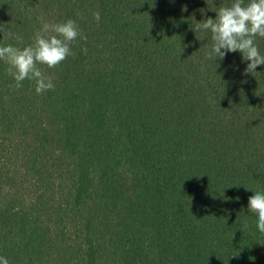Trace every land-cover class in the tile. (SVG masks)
<instances>
[{
    "label": "trees",
    "instance_id": "obj_1",
    "mask_svg": "<svg viewBox=\"0 0 264 264\" xmlns=\"http://www.w3.org/2000/svg\"><path fill=\"white\" fill-rule=\"evenodd\" d=\"M233 2L0 0V47L23 49L45 23L80 32L74 55L40 66L55 85L43 94L33 80L12 87L0 60V129L17 132L25 163L0 186V257L264 264L248 212L264 193V65L208 58L211 33L195 30ZM18 175L33 195L21 209L5 200Z\"/></svg>",
    "mask_w": 264,
    "mask_h": 264
},
{
    "label": "clouds",
    "instance_id": "obj_2",
    "mask_svg": "<svg viewBox=\"0 0 264 264\" xmlns=\"http://www.w3.org/2000/svg\"><path fill=\"white\" fill-rule=\"evenodd\" d=\"M215 13V19L207 18L196 23L195 27L196 31L211 33L208 58L223 60L227 53L239 52L242 61H248L244 73H254L257 66L264 65V55L255 42L257 36L264 38V0H248L247 4L244 0H234L230 6L221 7ZM93 18L99 22L100 13H93ZM12 35L8 33L9 37ZM78 36L80 32L76 22L69 19L63 23H45L42 30L34 34V43L23 49L12 45L0 47V60L7 63L6 71L15 81L12 87L19 89L28 79L35 81L37 94L54 90L52 78L40 66L53 69L74 55L70 44ZM16 39L22 41L21 37ZM248 212L257 217L256 228L264 234V193L256 192L249 197ZM0 264H9V261L0 257Z\"/></svg>",
    "mask_w": 264,
    "mask_h": 264
},
{
    "label": "rangeland",
    "instance_id": "obj_3",
    "mask_svg": "<svg viewBox=\"0 0 264 264\" xmlns=\"http://www.w3.org/2000/svg\"><path fill=\"white\" fill-rule=\"evenodd\" d=\"M42 15V14H41ZM43 16V15H42ZM41 18V16H39ZM44 17V16H43ZM13 138H16L12 141ZM17 132L13 133L11 132V129H0V176L2 177L1 179V183L0 186L2 184H4V176L5 174L12 170L15 171L16 173L18 172V168L17 167H24L25 163H23V156L21 151H23L22 148H16L17 146ZM21 150V151H20ZM22 162V163H21ZM17 179L19 181V183H17L15 185V187H9L7 188V192H6V196L8 197L7 201H14V206L17 209H21L23 207V203L21 202V197H24L23 199H28L29 201V197H27V195H31L32 192L30 191V187L29 185H31L30 183H27L25 181L22 180V178L18 175ZM34 186V185H32ZM27 187H29L27 189ZM34 189V187H33ZM25 191L26 195L21 194V191ZM31 197H33V195H31ZM44 206V205H43ZM45 207V206H44ZM45 221L48 222V219L46 217H48V213H45Z\"/></svg>",
    "mask_w": 264,
    "mask_h": 264
}]
</instances>
